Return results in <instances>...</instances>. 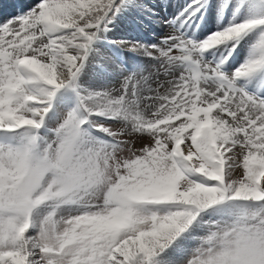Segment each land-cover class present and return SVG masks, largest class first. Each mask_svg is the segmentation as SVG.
<instances>
[{"label":"snow or ice","instance_id":"obj_1","mask_svg":"<svg viewBox=\"0 0 264 264\" xmlns=\"http://www.w3.org/2000/svg\"><path fill=\"white\" fill-rule=\"evenodd\" d=\"M113 9L119 11L117 0H41L0 25V132L15 134L14 142L0 143V264H173L165 253L213 208L224 215L209 223L187 264H264V100L236 83L264 69V40L259 58L232 77L222 75L216 87H205L199 73L182 75L154 112L134 118L152 140L139 149L134 176L121 182L133 186L128 215L110 194L107 206L116 210L94 215L101 205L89 197L102 187L105 161L111 165L122 151L91 145L87 117L73 110L53 138L41 136L57 93L75 85L96 30ZM258 25L264 19L202 42L170 35L173 47L160 55L236 42ZM220 71L210 68L208 76ZM94 97L100 98L95 107L87 103ZM123 104L107 93L81 97L90 115L112 118ZM68 207L83 219L65 231L58 222Z\"/></svg>","mask_w":264,"mask_h":264},{"label":"rangeland","instance_id":"obj_2","mask_svg":"<svg viewBox=\"0 0 264 264\" xmlns=\"http://www.w3.org/2000/svg\"><path fill=\"white\" fill-rule=\"evenodd\" d=\"M170 1L171 0H169V2ZM238 1L239 0H223V5H225V7L223 8L221 7L222 0H217V2H213V0H196V1L190 0V3L200 2V4L195 7H191V8L188 5L187 9L183 8L184 9L183 14L185 10L190 11V12L195 10V12H197L196 9H193V8H199V11L201 10L207 11L206 8L208 6V14H207L209 17L208 21L209 23L213 22L212 28H215L219 25L230 27L229 23H233L234 20L242 16L241 12L237 13L232 18L226 19L227 22L222 24L219 22L220 19H218V16H222L224 13V10L227 12L229 10L247 11L249 12L250 15H253L257 12L258 17H259L258 19H264V0H259L261 7H262V11L260 10V7L255 0H247L248 2L246 4H239L237 3ZM7 2L8 0H2L3 4H7ZM40 2L41 0H32L29 3L27 1L26 4H24L25 11H21V14L19 15L15 13L12 14V11L7 12L5 16L0 17V25L5 24L8 21V19H11L14 16H20V15H23L24 13L25 14L28 13L31 9L35 8ZM172 2L173 1H171V4ZM240 3H245V2L241 0ZM166 4L168 3H165V5H160L164 13L166 11ZM117 5L119 6V11H116L115 9H113L114 15H113V11L109 13L108 22L101 25V27L96 30L95 39L91 43L90 48L88 50L87 60L84 61V66L78 75V79L75 82V85L73 87H67V88L61 89L57 93V96L55 97L53 101L52 109L48 114V116L50 117V118L48 117L49 123H45L44 129L42 130L43 137H46L49 139L53 138L54 130L57 129L66 120L70 112H72L73 110H76V108L73 106V102L70 99L72 95L71 94L72 90H74L77 93V90L79 89L78 91L79 93L77 94L80 96V97L78 96L80 98L79 105L80 107H82L81 97L95 94V92L86 91L87 87L85 88L84 84L88 85V87H91V84H92L90 81L87 80V77L94 79V78L105 76L106 80L110 83V86L120 88L119 91L123 90V88L126 86L125 85L126 83L129 85L128 90L124 88V94L126 95L123 96L121 95L122 93L117 92L116 94H112L111 96V98L113 99L123 98L124 100L123 109L119 115L112 117V118H110L109 115H103V116L102 115H90L89 112L87 111H85L87 114L84 115L85 114L84 112L82 114L77 110L80 115L82 114L81 116L83 117L87 116L88 120H90L88 123L83 125V129L87 133L86 138L89 140L90 144L93 146H96V147H101L105 145L115 146V148L120 149L122 152H127L129 147L134 148V149H140L150 144L152 137L146 132H142L138 130L137 123L134 118L138 115L147 118L152 112H154L158 108L159 103H160V97H162L166 92L170 91L174 87V82L178 80V77H180L181 74L187 75V73H185L183 67L177 68V66H173L174 63L178 62L177 59H175L176 62L171 63L166 59V57H162L160 55V51L157 52V54L152 53V55L154 57H157L158 60H150V58H153L150 56L149 57H138V58L136 57L135 61L137 62V64L128 63L131 69H129L126 72L125 74L126 77L123 76L126 79L130 74L135 72V66L137 65L136 74L138 71V76H136L135 74V77H133L134 83L132 84L135 86L134 87L135 96L132 95V93L129 91V89H131L130 88V84L132 82L131 78H129L130 80L124 84L123 83L124 78L122 79V76L120 75L122 71H118L119 67L116 66L115 64L116 62L117 63L123 62L121 60L118 61V58H122L124 60L122 53L118 54L119 51H116V50H119V49L124 50V49L121 47L111 48V46L108 45L107 42H105L107 41V38H102V37L106 31L107 32L110 31V35L111 36L114 35L113 38L118 39L121 42V44L127 49V54H128L127 57H128L129 55H138V52L133 51L131 46L135 45L136 47L140 48L139 47L141 46L140 43L136 41L139 37L146 35V38L149 37L150 39L151 35H149L148 33L147 34L145 33L144 35L142 31H141V34H139L140 32H138L136 29H132L131 32L128 34V36H130V40H127L126 39L127 36L124 37L125 32H122L121 30H119L120 27L122 26L121 25L122 16L120 15H121V12H125V10H127L126 6H124V5H127V3L125 0H117ZM175 6H181V5H175ZM171 7H174V6L171 5ZM128 12L129 10H127L125 13H128ZM112 15H113V18H110ZM175 17L176 15H167V17H161V18L164 21V23H166L164 25H166V27L170 29L167 23L168 21H171ZM142 19H145V17H139V22L142 25H144V21ZM243 19L245 21L251 20L248 17H244L238 20L235 23V25L240 24L243 21ZM113 21L115 22L113 23ZM112 24H114V27H116L114 31L111 30ZM145 26H142V28L145 29ZM257 28L258 26L248 31V32L251 31L250 36L246 37L245 40H248L250 45H247L242 50V46H243V43H242L239 46V51L235 57L246 59V56H247L248 60L245 62H248L250 59L259 58L260 49L258 48V45L260 44L262 40H264V38H260L262 34L258 35V33L256 34L252 33L253 30ZM170 31L172 30L170 29ZM170 31L167 33L168 36H170ZM215 31L216 29L212 30V32H215ZM217 31H220V29H217ZM132 32L134 33V35ZM178 35L177 37L179 38ZM179 39L186 41L189 39V35L184 34V36ZM101 40L106 43V46L108 49L104 48L105 45H102V46L100 45V47H98L97 44H99ZM191 40H194V39H191ZM156 43H160V41L159 42L157 41ZM172 43L174 42H171V44ZM230 43L231 45L234 46L237 43V41L236 42L230 41ZM149 45L156 47L153 44H149ZM169 47L170 45H167L164 47V49H168ZM253 51H254V54L252 53ZM193 53L196 55V52H190V51L188 52L187 55H191ZM240 53L243 55L242 57ZM117 54L120 55L118 58H117ZM177 54L182 55L181 53H177ZM225 55H227V53ZM130 60L133 61V59L129 58V61ZM157 61H160V62H157ZM172 61H174V59H172ZM188 62H191V60H189ZM168 64H171V66ZM146 65H149L150 67ZM158 65H166L165 70L167 71L171 70L170 67L173 66L172 71L171 72L169 71L167 73H164V71L159 72V69H157ZM119 69L122 70L121 67ZM175 69L178 70L176 71L177 75L175 74L173 75V70ZM232 70L233 69L227 72V76L232 77ZM179 72L181 73L180 75L178 74ZM201 72H202V69H201ZM254 77L257 78L258 77L257 74H255ZM252 84L259 85V82L252 83ZM214 87H216V85L211 77L209 80H207V88L211 90ZM261 91L263 92V95H264V89H262ZM61 96H64V97H61ZM62 98H64L65 100H63ZM62 102L64 103L65 106L64 108L63 107L61 108V110L63 109L61 111L60 107H61ZM87 103H89L90 106L95 107V104L98 105L100 103V99L99 97H94V101L87 102ZM58 105L59 107H57ZM66 108H67V112L65 113ZM101 125L105 128L110 129L111 134L100 130ZM235 173L238 176H240L242 174V170L238 169ZM250 207H254V206H250ZM65 209L66 210H76V209H73L72 207H68ZM45 211H46L45 209H41L37 213V219H39L45 213ZM222 215H224V213H222L219 209L213 208L211 210H208L206 214L203 215L202 220L195 223L192 226V228L186 234H184V236L175 245H173L170 249H168V251L165 253V257L168 260L172 261L173 264H187V261L192 256L193 250L199 245V238L206 234L209 223L221 219ZM161 264H163V259H161Z\"/></svg>","mask_w":264,"mask_h":264},{"label":"bare ground","instance_id":"obj_3","mask_svg":"<svg viewBox=\"0 0 264 264\" xmlns=\"http://www.w3.org/2000/svg\"><path fill=\"white\" fill-rule=\"evenodd\" d=\"M14 1H16V3H14ZM18 1L19 0H12V3L17 7V6H19V3H18ZM23 2H25V1H27V0H22ZM126 1V3H127V5H124V6H126V8H127V10H129V12L128 13H125L127 10H125V12H121V15L120 16H122L121 17V27H120V29L119 30H121L122 32H125V35H124V37L125 36H127V37H130V36H128V34L131 32V30H129L128 29V27H133V29H136L138 32H140L139 34H141V31L138 29V26L141 24L140 22H139V17H145V19L147 18L146 17V15L148 14V13H152V14H154V10H155V8L156 7H158L159 5H165V3H168V4H166V11L165 12H167V11H170L171 10V5L172 6H174V7H176L175 5H181V6H183L184 5V1H187V0H171V1H173L172 2V4H171V1L169 2V0H125ZM190 1V0H189ZM196 1V0H195ZM5 2V1H4ZM20 2V1H19ZM28 4V3H27ZM200 4V2H192V3H190L189 4V7L191 8V7H195V6H197V5H199ZM206 5V4H205ZM207 6V5H206ZM229 6V5H228ZM193 9H197V8H193ZM228 9H229V7H228ZM206 10L207 11H205V14L207 13L208 14V6H207V8H206ZM188 12H190V11H188ZM24 13V12H23ZM186 13V10H185V12H184V14ZM25 14V13H24ZM183 14V15H184ZM204 14V15H205ZM224 14V13H223ZM3 16H5V15H3ZM192 16H195V14H192L190 17L191 18H194V17H192ZM208 16V15H207ZM195 19V18H194ZM193 19V20H194ZM218 19H220L219 20V22L220 23H222V24H224V23H226L227 21H226V19H224V18H222V16H218ZM8 20H10V19H8ZM120 21V20H119ZM187 21L188 20H186V22L185 23H187ZM115 21H113V23H114ZM191 24V23H190ZM190 24H189V28H190ZM211 24V26L213 25V22H211L210 23ZM230 24V23H229ZM142 25V24H141ZM216 26V25H215ZM218 27V26H217ZM219 27H220V25H219ZM116 27H114V24H112L111 25V30H113L114 31V29H115ZM216 28V27H215ZM207 32H208V30H206ZM254 31V30H253ZM134 32V31H133ZM132 32V33H133ZM251 32V31H250ZM250 32H247L245 35H243L242 36V38L240 39V40H244L246 37H248V36H250ZM106 33V34H105ZM104 33V35H103V37L102 38H107V41H105V42H107V44L108 45H110L111 46V48H118V47H121V48H123L124 50H122V49H119V50H116V51H119L118 52V54H120V53H122V56L123 57H127V49L121 44V42L118 40V39H115V38H113L114 37V35H110V31H106ZM144 35H145V33H143ZM106 35V36H105ZM133 35H134V33H133ZM179 36V35H178ZM184 36V35H183ZM182 36V37H183ZM145 37H146V35H145ZM154 36L153 35H151L150 36V38H153ZM154 39V38H153ZM102 41V40H101ZM240 42V41H239ZM136 43V42H135ZM237 43H238V41H237ZM236 43V44H237ZM235 44V45H236ZM132 45V44H131ZM229 45H231V43L230 42H225L224 44H221V45H218V46H215V47H213V48H210V49H208V50H206V52H207V54H206V56L209 58V57H212V56H215L214 57V61H216L217 59H220V55L219 54H221V53H224V51H225V49L227 48V46H229ZM241 45V44H240ZM132 47V50L133 51H135V52H138L139 53V48L138 47H136L135 45H133V46H131ZM140 47V46H139ZM147 49H156V47H153V46H149ZM94 50V49H93ZM126 50V51H125ZM115 51V52H116ZM238 51H239V48L237 49V48H235V51H233V49L231 50V49H229L228 50V52H227V55H228V59L229 60H227V65H230V64H232V63H237V62H239V60H244V61H247L248 59H247V56H246V59H242V58H240V57H235L236 56V54L238 53ZM255 51V50H254ZM254 51L252 52L253 54H254ZM189 52V51H188ZM129 53V52H128ZM134 53V52H133ZM178 53V52H177ZM185 53V52H184ZM183 53V54H184ZM232 53V54H231ZM242 53V52H241ZM240 53V55H241V57L243 56L242 54ZM117 54V58L120 56V55H118ZM247 54V53H246ZM187 55V54H186ZM225 55V54H224ZM245 55V54H244ZM138 58V57H137ZM119 60H121V61H125V60H123L122 58H118V61ZM175 61V60H174ZM187 61H189V60H187ZM179 65V62H177V63H174L173 64V66H178ZM170 66H171V64H170ZM172 66V67H173ZM149 67V66H148ZM120 68V67H119ZM118 68V71H121L120 69ZM168 68V67H167ZM239 68H240V66H239ZM239 68H237V69H239ZM129 69H131V67L129 66ZM237 69H235V70H237ZM136 70H137V65L135 66V72H133L132 74H127V75H129L126 79L123 77V74L124 73H120V75L122 76V79H123V83H126V82H128L130 79L129 78H131V84L130 85H132L133 83H134V78L133 77H135V74H136ZM169 70V69H168ZM263 70V69H262ZM199 71V70H198ZM200 72H201V70H200ZM194 73V72H193ZM85 74V73H84ZM117 74V73H116ZM182 75V74H181ZM180 75V76H181ZM185 75V74H184ZM136 76H138V71H137V74H136ZM248 77V76H247ZM243 78H245V77H243ZM87 80L88 81H90L91 83V87H88V85H86V84H84L85 85V88H86V91H90V92H95V93H107L108 95H109V97H111L112 96V94H116L117 92H119V89L120 88H118V87H113V86H110V83L106 80V77L105 76H102V77H99V78H94V79H91V78H89V77H87ZM262 80H264V75L262 76ZM204 85H205V83H203ZM82 88V87H81ZM252 88H258L259 89V91L260 92H262L261 90L262 89H264V85L263 86H261V84H260V82H259V85H253L252 84ZM113 89V90H112ZM67 95V94H66ZM61 97H64V96H61ZM80 97V96H79ZM61 99V98H60ZM63 100H65L64 98H62ZM100 99V98H99ZM62 100V101H63ZM66 102V101H65ZM69 102V101H68ZM60 105V104H59ZM59 105L57 106V107H59ZM63 105V106H62ZM77 105V104H76ZM96 105V104H95ZM64 103L62 102V104H61V107H60V110H61V108L63 107L64 108ZM56 108V107H55ZM69 108V107H68ZM58 109V108H57ZM60 110H59V112H60ZM63 110V109H62ZM61 110V111H62ZM76 110H78L80 113H82L83 114V112L85 113L84 115H86L87 113L85 112V110L82 108V107H80V105H79V107H76ZM58 111V110H57ZM69 111V110H68ZM67 112V108H66V111H65V113ZM62 114V113H61ZM81 114V115H82ZM65 116V115H64ZM85 117H87V116H85ZM90 121V120H89ZM91 124V123H90ZM234 175L237 177L238 175L236 174V173H234ZM237 178H239V176L237 177Z\"/></svg>","mask_w":264,"mask_h":264},{"label":"clouds","instance_id":"obj_4","mask_svg":"<svg viewBox=\"0 0 264 264\" xmlns=\"http://www.w3.org/2000/svg\"><path fill=\"white\" fill-rule=\"evenodd\" d=\"M56 23H59L56 21ZM214 46V45H212ZM154 118V117H153ZM165 141L169 144L168 137H164ZM177 143H180L178 141ZM146 145L145 148H148ZM176 150L173 149V152ZM137 152L140 154L138 155ZM143 158V150H132L129 147L127 152H121L118 156L112 157L111 165L107 161L104 163L103 168V184L102 187L97 189L89 199L101 207H98L95 212V216L99 217L105 212L115 211L116 209H109L107 202L105 200V195L110 194L113 196V202L123 215H128L132 211V207L129 204V193L132 191V185L122 186L121 182L125 180L126 177L134 176L136 166ZM118 169L120 171H118ZM259 198V196L257 197ZM87 215V214H85ZM68 218L65 220V218ZM83 219L75 210L62 209L60 212L59 227L65 231L69 230V227L74 221H81ZM84 225H82V228Z\"/></svg>","mask_w":264,"mask_h":264}]
</instances>
